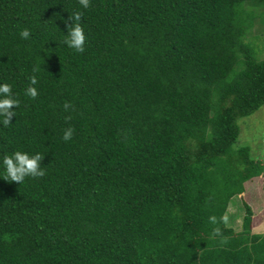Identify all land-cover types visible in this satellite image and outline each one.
<instances>
[{"label":"trees","instance_id":"trees-1","mask_svg":"<svg viewBox=\"0 0 264 264\" xmlns=\"http://www.w3.org/2000/svg\"><path fill=\"white\" fill-rule=\"evenodd\" d=\"M77 10L82 53L64 43ZM256 21L264 0H0V83L20 101L0 160L39 152L45 170L0 178V264H264V190L236 199L264 172L235 145L264 104Z\"/></svg>","mask_w":264,"mask_h":264},{"label":"clouds","instance_id":"clouds-1","mask_svg":"<svg viewBox=\"0 0 264 264\" xmlns=\"http://www.w3.org/2000/svg\"><path fill=\"white\" fill-rule=\"evenodd\" d=\"M81 9H88L90 0H79ZM82 11L77 10L70 14V20L73 22L67 29V34L64 43L68 48L74 49L76 52H84L86 43V33L80 21L82 18ZM19 36L23 39L30 38V31L24 28L19 32ZM35 72V69H33ZM37 78L35 75L29 77V86L25 89V95L29 98H36L38 90L35 87ZM20 101L16 98L12 87L8 83H0V127H8L13 123L12 118H16V109L19 107ZM66 110L69 108L68 104L63 106ZM16 120V119H15ZM73 129L66 128L61 136L62 141L68 142L72 139ZM42 155L39 152L29 154L26 151H13L11 155H4L0 160V167L3 168L4 174L0 176L7 181L23 183L26 178H37L45 175V170L41 166ZM209 221L216 222L214 216L209 217ZM218 233V229L215 230Z\"/></svg>","mask_w":264,"mask_h":264},{"label":"rangeland","instance_id":"rangeland-1","mask_svg":"<svg viewBox=\"0 0 264 264\" xmlns=\"http://www.w3.org/2000/svg\"><path fill=\"white\" fill-rule=\"evenodd\" d=\"M256 21L252 31L247 35V39L252 40L255 44L260 46V56H264V25ZM257 38V39H256ZM238 125L240 127V133L238 136L236 146L239 144L249 145L251 147V157L259 159L264 163V104L260 106L252 114L241 117L238 119ZM244 191L236 197V199H248L250 193L257 195V192L264 190V172L251 180L250 182H244ZM261 206L258 209L256 216H253L252 224L253 229L258 232L264 231V200L260 202ZM234 209V208H233ZM243 211L240 210L235 217L237 223H240L242 219Z\"/></svg>","mask_w":264,"mask_h":264}]
</instances>
